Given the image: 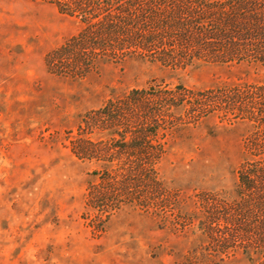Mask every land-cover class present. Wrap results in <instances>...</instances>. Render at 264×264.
Returning a JSON list of instances; mask_svg holds the SVG:
<instances>
[{
	"label": "rangeland",
	"instance_id": "374dc122",
	"mask_svg": "<svg viewBox=\"0 0 264 264\" xmlns=\"http://www.w3.org/2000/svg\"><path fill=\"white\" fill-rule=\"evenodd\" d=\"M82 28L0 0V264H264L242 254L253 215L234 192L264 67L157 50L51 62Z\"/></svg>",
	"mask_w": 264,
	"mask_h": 264
},
{
	"label": "trees",
	"instance_id": "16d2710c",
	"mask_svg": "<svg viewBox=\"0 0 264 264\" xmlns=\"http://www.w3.org/2000/svg\"><path fill=\"white\" fill-rule=\"evenodd\" d=\"M39 1L60 14L78 17L83 24L75 38L49 55L51 62L62 52L76 55L79 71L88 68L99 54L123 58L156 50L158 63L247 62L264 67V0ZM85 50L87 64L81 60ZM261 90L264 99V88ZM255 119L250 120L262 129L250 140L234 188L239 198L236 208L243 213L238 219L243 220L244 213L253 215L236 229L242 254L248 259L264 254V241L257 238L264 234V118Z\"/></svg>",
	"mask_w": 264,
	"mask_h": 264
}]
</instances>
